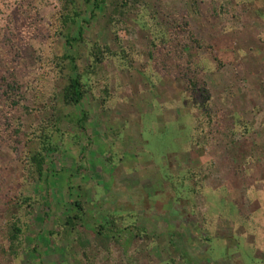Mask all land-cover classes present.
I'll return each instance as SVG.
<instances>
[{"label":"rangeland","instance_id":"obj_1","mask_svg":"<svg viewBox=\"0 0 264 264\" xmlns=\"http://www.w3.org/2000/svg\"><path fill=\"white\" fill-rule=\"evenodd\" d=\"M118 1L96 9L76 0L81 16L70 34L77 36L82 26L88 41L114 46L109 21ZM66 6L65 0H0V81L15 73L23 85L27 131L59 121L62 133L54 137L58 150L48 157L44 179H25L16 153L0 150V264H263L264 0H143L117 25L138 59L131 71L106 66L112 93L106 110L97 85L80 107L59 98L55 118L46 106L66 84L53 73L54 57L67 53L60 34ZM147 14L162 30L177 19L189 22L210 48L213 61L203 81L215 120L208 138L199 133V146L190 143L198 116L190 111L172 53L149 54L151 36L139 21ZM68 54L81 73L89 69L83 44ZM66 67L71 75L70 61ZM84 111L90 114L86 132L78 125ZM28 149L36 151L37 144L29 141ZM189 171L195 181L182 186ZM196 179L200 187L194 188L202 192L192 196ZM20 194L37 202L21 257L14 259L2 253V226L7 200ZM76 202L86 213L84 227L65 234L61 227ZM112 214L118 232L98 235L99 224Z\"/></svg>","mask_w":264,"mask_h":264},{"label":"trees","instance_id":"obj_2","mask_svg":"<svg viewBox=\"0 0 264 264\" xmlns=\"http://www.w3.org/2000/svg\"><path fill=\"white\" fill-rule=\"evenodd\" d=\"M76 0H65L68 13L60 17L61 30L60 34L66 41L67 53L62 57H54L53 73L60 80L65 81V85L61 90L54 91L52 94L51 102L47 104L46 110L51 111L52 117H56L55 113L58 112L56 101L61 98L62 102L71 107H80L84 100L89 96H95L94 89L97 85L102 86V95L100 102L103 110H106L107 105L112 97L109 82L104 75V71L108 64L114 65L121 70L131 71L134 63L138 59V52L134 46H125L121 40L118 24L121 23L126 11L131 10L132 7L139 5L143 0H120L112 4L115 18H111L109 25L114 36V46L100 41L90 42L86 39L83 33L82 26H79L77 36H72L69 32L70 27L78 26L81 14L76 10ZM85 3L93 4L96 9L105 6L108 0H84ZM71 8V9H70ZM122 14V16H121ZM142 16L140 23L143 24L141 28L147 30L151 36L149 45V54L153 58L156 53L161 50H170L169 53L173 55V66L179 75V79L185 84L184 92L187 95V101L190 106V111L196 113L198 116L194 119L195 125L193 133L190 137V143L199 146V133H204L208 138L207 129L211 128L215 116L211 110V96L209 94L206 83L203 81L204 74L209 73L213 57L208 52L209 47H205L195 32L191 29L190 23H180L179 19L176 23L171 25V28L164 30L158 20L154 17ZM117 17V18H116ZM149 19V23L147 21ZM154 21V22H152ZM85 21H83L84 23ZM87 23V22H86ZM138 24V23H136ZM69 29V30H68ZM83 44L86 48V55L89 59V69L84 73L78 70L75 64V58L68 54L75 49L77 44ZM166 56V54H164ZM70 61L73 72L67 75L66 62ZM217 62V60H214ZM103 74L99 81L95 82L94 77ZM48 75V74H47ZM13 78H3L0 81V125L4 127L0 130V150L2 148H9L20 158L24 166L25 179H44L48 171V157L52 155L58 147L54 143L56 134H61L59 129L60 122L58 121L52 128L48 127L46 122H41L38 126H32L31 131H27L21 121L24 114L22 111H27L24 106L26 98L22 92L23 85L17 80V75L14 73ZM40 79V78H39ZM41 79H46L42 77ZM90 114L81 112L78 120V125L82 132H86L85 124L89 121ZM5 129V130H4ZM36 143L37 149L34 152L29 151L28 143ZM23 146V149H22ZM85 150V149H84ZM83 169L80 166L78 170ZM196 174L191 171L184 175L182 179L184 182L180 184L184 186L186 180H194ZM47 179V178H46ZM179 179V178H178ZM180 180V179H179ZM195 185H190L189 193L195 196L201 190H196L194 187H200L196 179ZM176 182L172 179L170 185L173 186L174 191L178 193ZM47 190H50V185L47 181ZM47 193V192H46ZM47 199L43 204L46 213V220L50 217V196L46 194ZM15 201V202H14ZM37 201L30 196L20 194L16 199H9L6 202L7 206V220L4 221L2 228L5 232V241L7 247L2 249V253L8 257L19 259L24 247V239L28 235L31 224L30 219L33 214L34 206ZM73 214L67 216L66 223L64 224L65 234L74 235L78 228H83L85 210L81 202H76L73 207ZM110 215L104 222L99 224L97 234L105 238L110 236L118 226L117 220L112 219ZM45 220V221H46ZM61 228H57L60 231ZM130 228V227H129ZM110 232V233H109ZM53 234V232L51 233ZM58 234H60L58 232ZM110 234V235H109ZM61 235V234H60ZM209 242L212 239H208ZM225 256V255H224ZM264 264V262H263Z\"/></svg>","mask_w":264,"mask_h":264}]
</instances>
